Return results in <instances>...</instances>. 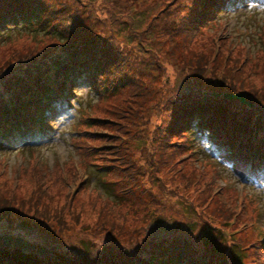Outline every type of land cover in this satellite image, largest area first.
Returning a JSON list of instances; mask_svg holds the SVG:
<instances>
[{
    "label": "rangeland",
    "instance_id": "374dc122",
    "mask_svg": "<svg viewBox=\"0 0 264 264\" xmlns=\"http://www.w3.org/2000/svg\"><path fill=\"white\" fill-rule=\"evenodd\" d=\"M69 1L74 0L64 3L69 5ZM81 1L78 8L85 16L94 21L99 18L95 22L98 30L132 55L128 56L130 70L142 84V91L130 92L132 98L96 93L82 80L75 85L66 106L51 116L48 126L52 130L44 133L40 144L27 147L23 154L0 152V194L12 189L16 198L13 211L0 219V238H21L26 245L37 244L47 252L77 255L82 241L100 246L109 243L111 238L103 235L106 229H112L118 238L130 235L133 227L141 229L148 239L155 232V236H161L154 215L162 213L188 223L193 231L210 223L218 230L232 227L235 235L222 230L223 237L230 241L238 236L248 243L238 248L240 263L259 264L255 258L258 244L264 241V188L246 183L231 166L222 165L199 136L194 137V146L188 152L191 158L185 153L164 164L156 157L155 140L165 125L170 101L176 95L222 88L220 80H212L207 72L195 78L168 55L169 36L164 30L169 27L168 31H175L174 24L184 16L182 8L192 0ZM229 12L221 15L204 37H198L190 50L202 52L200 42L211 48L212 43L206 39L218 41L219 36L226 45L238 48L236 52L248 49L250 82L261 86L264 0L244 3ZM42 35L34 27L32 32L13 31L12 36L0 38V47L52 50V39ZM118 156H124L129 167L134 165L137 174L135 189L115 203L101 195L93 175L107 165L123 167ZM104 172L102 178L108 184L115 183L113 174L120 175V171ZM36 180L43 182L45 191ZM118 181L123 187L131 184L127 179ZM67 206L84 212L69 216ZM105 206L112 215L103 210ZM196 208L199 210L195 214ZM227 210L239 212V217ZM96 216L104 217L97 220ZM107 223L119 226L101 227ZM146 225L148 230L143 228ZM258 258L264 264V254ZM236 262L230 260L229 264Z\"/></svg>",
    "mask_w": 264,
    "mask_h": 264
},
{
    "label": "trees",
    "instance_id": "16d2710c",
    "mask_svg": "<svg viewBox=\"0 0 264 264\" xmlns=\"http://www.w3.org/2000/svg\"><path fill=\"white\" fill-rule=\"evenodd\" d=\"M86 1L83 3L90 4ZM240 1L244 0H192L182 8L184 16L179 17L176 26H171L175 31H168L169 27L164 30L169 36L168 55L187 67L195 78L207 72L212 80H220L222 88L183 97L176 95L155 140V153L164 164L185 153L191 158L188 152L194 146V137L199 136L221 164L231 166L246 183L264 188V75L261 86L250 82L251 71L246 68L251 63L249 50L236 52L238 48L226 45L220 36L218 41L206 39L212 43L211 48L200 42L198 48L202 52L190 50L198 37H204L208 28L218 23L222 11L233 9ZM79 2L82 1H69L68 5L64 0H0V38L12 36L13 31L32 32L34 27L36 32L52 39V50L42 51L37 46L34 49L0 47V152H25L28 143L11 144L14 136L26 140L40 138L35 129L25 131V127L41 122L38 119L44 110L57 103L59 95L54 91L72 87L77 78H86L88 88L96 93L110 92L132 98L131 93L142 91V84L130 70L128 56L132 55L98 30L95 22L99 18L94 21L85 16L78 8ZM217 93L220 96L214 95ZM234 93L244 94L252 107L222 96ZM124 156H118L123 167L107 165L93 175L101 195L115 203L123 201L121 196L135 189L133 181L137 172L134 165L126 164ZM104 170L109 174L112 170L120 171L119 176H112L117 188L104 181ZM119 179L131 182L129 187L124 185L128 189ZM36 181L45 191L43 182ZM0 199V219L7 218L16 202L15 193L10 189L0 194ZM67 203L71 205V200ZM67 209L69 216L84 212L81 208L67 206ZM103 210L112 215L109 207ZM198 210L193 212L196 214ZM227 212L239 217V212ZM163 215H154L158 230L163 232L161 236H155V232L148 239L141 229L133 227L130 235L118 238L112 229H106L103 235L111 238L109 243L100 246L82 241L77 255L47 252L37 244L26 245L21 238H0V264H229L230 260L244 264L240 263L238 248L248 243L238 236L228 241L222 235L228 231L234 236L232 227L218 230L211 223L203 226L197 222L203 228L193 231L188 223ZM103 217L96 216L97 220ZM222 223L226 225L227 221L224 219ZM106 226L119 225H101ZM143 228L148 230L149 226ZM258 245L255 260L261 264L258 257L264 254V242Z\"/></svg>",
    "mask_w": 264,
    "mask_h": 264
},
{
    "label": "water",
    "instance_id": "95a60500",
    "mask_svg": "<svg viewBox=\"0 0 264 264\" xmlns=\"http://www.w3.org/2000/svg\"><path fill=\"white\" fill-rule=\"evenodd\" d=\"M224 98L226 100H236L238 102H240L241 104L243 105H246V106H251L244 98V95L243 94H225L224 95Z\"/></svg>",
    "mask_w": 264,
    "mask_h": 264
}]
</instances>
